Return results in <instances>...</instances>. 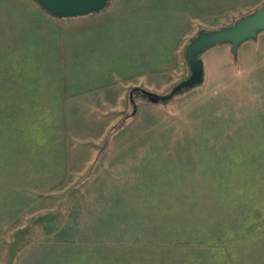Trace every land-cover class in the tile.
Masks as SVG:
<instances>
[{"label": "rangeland", "instance_id": "1", "mask_svg": "<svg viewBox=\"0 0 264 264\" xmlns=\"http://www.w3.org/2000/svg\"><path fill=\"white\" fill-rule=\"evenodd\" d=\"M263 5L0 0V264H264V31L138 90Z\"/></svg>", "mask_w": 264, "mask_h": 264}, {"label": "water", "instance_id": "2", "mask_svg": "<svg viewBox=\"0 0 264 264\" xmlns=\"http://www.w3.org/2000/svg\"><path fill=\"white\" fill-rule=\"evenodd\" d=\"M45 9L56 15H79L103 8L108 0H37ZM264 31V5L255 12L246 15L233 24L216 30L203 29L186 47L185 57L190 65L191 74L175 84L169 93H159L146 88H139L152 102L171 99L183 89L203 82L205 78V62L202 54L207 49L221 43H230L233 51H237L242 42L255 38ZM134 88L130 91L133 99Z\"/></svg>", "mask_w": 264, "mask_h": 264}, {"label": "crops", "instance_id": "3", "mask_svg": "<svg viewBox=\"0 0 264 264\" xmlns=\"http://www.w3.org/2000/svg\"><path fill=\"white\" fill-rule=\"evenodd\" d=\"M262 33H263V32H262ZM262 33H259V35H258L257 37H255V38H250L249 40H255V39H257L258 37H260V35H261ZM228 44L231 45L230 43H221V44H218V45H215V46L224 45V46H226V48L230 49V46H229ZM215 46H213V47H215ZM213 47H211V48H213ZM231 49H232V51H233L232 45H231ZM204 62H205V61H204Z\"/></svg>", "mask_w": 264, "mask_h": 264}, {"label": "trees", "instance_id": "4", "mask_svg": "<svg viewBox=\"0 0 264 264\" xmlns=\"http://www.w3.org/2000/svg\"><path fill=\"white\" fill-rule=\"evenodd\" d=\"M110 0H108V2H109ZM107 2V3H108ZM106 3V4H107ZM259 9V8H258ZM49 11V10H48ZM50 13H53V12H51V11H49ZM93 12H95V11H91V12H89V13H93ZM54 14V13H53ZM85 14H87V13H85ZM85 14H79V15H85ZM64 16H66V17H68L69 15H64ZM71 16H75V15H71ZM233 53H234V55L236 56L237 55V53H238V50L237 51H233ZM179 93V92H178Z\"/></svg>", "mask_w": 264, "mask_h": 264}]
</instances>
